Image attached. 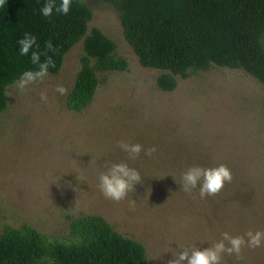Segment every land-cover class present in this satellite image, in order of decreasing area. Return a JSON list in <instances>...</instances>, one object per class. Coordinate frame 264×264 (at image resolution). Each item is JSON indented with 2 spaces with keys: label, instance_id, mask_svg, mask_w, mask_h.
I'll return each instance as SVG.
<instances>
[{
  "label": "rangeland",
  "instance_id": "rangeland-1",
  "mask_svg": "<svg viewBox=\"0 0 264 264\" xmlns=\"http://www.w3.org/2000/svg\"><path fill=\"white\" fill-rule=\"evenodd\" d=\"M81 1L93 13L88 33L99 28L114 41L127 69L98 72L92 102L69 110L84 55L80 41L58 74L23 91L7 88L8 108L0 113V234L30 225L50 242L68 241L74 219L100 215L143 243L146 264H167L176 242L207 247L222 231L264 230V86L243 69L212 65L177 76L176 89L162 91L157 78L165 71L141 66L118 10L103 0ZM58 84L65 94L55 91ZM118 141L156 151L129 160ZM121 160L141 180L115 201L101 194L97 176L105 161ZM220 163L232 180L216 194L201 198L198 188H180L187 166ZM222 264H264V245H245L239 258L225 255Z\"/></svg>",
  "mask_w": 264,
  "mask_h": 264
},
{
  "label": "trees",
  "instance_id": "trees-1",
  "mask_svg": "<svg viewBox=\"0 0 264 264\" xmlns=\"http://www.w3.org/2000/svg\"><path fill=\"white\" fill-rule=\"evenodd\" d=\"M118 10L126 41L144 68L165 71L157 78L162 91H173L177 76L212 65L243 69L264 86V0H103ZM43 0H5L0 4V113L8 108L7 88L20 73L35 69L19 54L25 32L37 36L39 48L51 56L58 74L65 56L80 41L84 55L69 110L79 112L93 100L98 72L124 71L116 44L99 28L88 33L90 5L73 0L67 15L42 17ZM51 40L55 51L45 48ZM68 241L50 242L30 225L6 227L0 234V264H146L142 242L124 236L100 215L74 219Z\"/></svg>",
  "mask_w": 264,
  "mask_h": 264
},
{
  "label": "clouds",
  "instance_id": "clouds-1",
  "mask_svg": "<svg viewBox=\"0 0 264 264\" xmlns=\"http://www.w3.org/2000/svg\"><path fill=\"white\" fill-rule=\"evenodd\" d=\"M5 0H0L3 4ZM73 0H43L39 9L42 17L51 18L54 13L67 15L70 11ZM18 51L21 56H27L30 53V60L35 69H27L20 73L14 81L15 86L23 91L26 87L48 74L50 67L54 66V60L51 56H45L41 60L42 53L33 50L39 48L37 36L30 32H25L17 41ZM45 48L55 51L51 40L45 42ZM60 95L65 94L66 88L58 84L55 89ZM40 99L47 100L45 93H41ZM119 148L127 153L129 160L136 159L141 152L145 156H151L155 151V145L144 146L141 143H130L118 141ZM141 180L140 172L132 167L125 160L105 161L103 170L97 176V187L101 194L111 200L119 201L124 199L128 193L134 190V186ZM232 180L231 169L223 163L204 167L198 164L187 166L180 174L179 186L184 191H191L198 188L199 196H212L219 192L226 182ZM176 247H171L167 252H171V258L167 264H222L225 255H235L240 257L243 246L249 248L260 247L264 245V230L255 231L249 229L242 235H233L228 231H222L219 237L208 242L207 247H202L197 243L182 244L176 242ZM201 245L203 243H200Z\"/></svg>",
  "mask_w": 264,
  "mask_h": 264
}]
</instances>
